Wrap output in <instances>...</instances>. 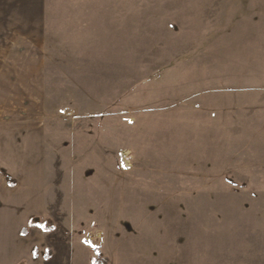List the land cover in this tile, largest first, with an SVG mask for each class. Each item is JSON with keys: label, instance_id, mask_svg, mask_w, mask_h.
Masks as SVG:
<instances>
[{"label": "rangeland", "instance_id": "1", "mask_svg": "<svg viewBox=\"0 0 264 264\" xmlns=\"http://www.w3.org/2000/svg\"><path fill=\"white\" fill-rule=\"evenodd\" d=\"M17 29L0 129L42 145L51 264L264 255V0H45Z\"/></svg>", "mask_w": 264, "mask_h": 264}, {"label": "crops", "instance_id": "2", "mask_svg": "<svg viewBox=\"0 0 264 264\" xmlns=\"http://www.w3.org/2000/svg\"><path fill=\"white\" fill-rule=\"evenodd\" d=\"M44 6L45 0H0V44L5 28L16 35L20 24H27L26 36H40ZM20 131L14 124L0 129V264H51V232L31 224L36 219H47L51 208L44 191L42 145L34 144L37 135L19 137ZM255 260L253 264H264V255L257 254Z\"/></svg>", "mask_w": 264, "mask_h": 264}, {"label": "trees", "instance_id": "3", "mask_svg": "<svg viewBox=\"0 0 264 264\" xmlns=\"http://www.w3.org/2000/svg\"><path fill=\"white\" fill-rule=\"evenodd\" d=\"M33 226H37L39 228H42L45 231H53L54 230V225L49 221V220H45V221H32L31 223ZM94 264H107V261L105 260H96L94 261Z\"/></svg>", "mask_w": 264, "mask_h": 264}]
</instances>
